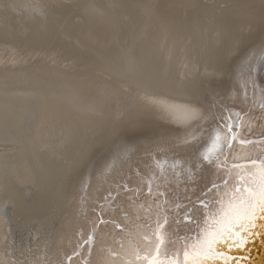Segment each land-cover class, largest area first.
Masks as SVG:
<instances>
[{"label":"bare ground","instance_id":"bare-ground-1","mask_svg":"<svg viewBox=\"0 0 264 264\" xmlns=\"http://www.w3.org/2000/svg\"><path fill=\"white\" fill-rule=\"evenodd\" d=\"M261 103L264 0H0V264H264V145L192 167L225 108L264 136Z\"/></svg>","mask_w":264,"mask_h":264},{"label":"snow or ice","instance_id":"snow-or-ice-1","mask_svg":"<svg viewBox=\"0 0 264 264\" xmlns=\"http://www.w3.org/2000/svg\"><path fill=\"white\" fill-rule=\"evenodd\" d=\"M243 99L246 102L248 99V93L245 91L243 95ZM259 108L262 112H264V103H261L259 105ZM243 115H247V113H243ZM242 118V109H236L234 107L231 108H225L223 115L219 118L218 124H217V129L219 131V134L217 135L216 139L213 141L212 146L207 149L206 153L200 154L195 162L193 163L192 167L195 169H202L205 166L211 167L215 161L212 159V154L215 153L216 149L220 147V141L222 139L224 146L228 147L229 149L231 148L233 143H237L239 145H264V136H261L259 139H256L254 137L252 138H245L241 134V121ZM262 120H264V116L261 117ZM248 132L251 133L252 129H248ZM155 165L157 168L161 169V175L157 176L155 173L152 174V176L149 178V181L146 186V191L143 193V195H149L153 192V187H152V182L155 180H161L163 181L165 179L163 175V164L160 161H154ZM179 161H176V163L172 164L171 167L173 170L177 168L179 165ZM250 163L256 164L257 162L255 160L251 161ZM216 167L219 168L220 165L216 164ZM260 167L264 168V164H261ZM139 174V173H138ZM188 174L191 176V168L188 169ZM227 178H224L220 183L217 181L213 180L210 182L209 185H207L203 191L201 192V197L198 199L196 203L198 204H204L205 203V198L208 196L212 195L217 188L220 187V184L223 183ZM156 193L158 196H165L167 195V189L166 188H156L155 189ZM128 192H133L136 195H141V193L133 188H130L128 183L125 181L123 183H119L116 186L115 191H108L106 195L104 196L105 201L109 202H114L116 201L119 196L122 193H128ZM258 203L255 205H252L250 207L245 208V212L250 214L248 219H249V227L252 226L251 221L256 215V210H259V214L264 218V190H261V192L258 195ZM196 203H193L191 206H185V212H184V219L188 221H192V215L191 213L196 207ZM101 209H103V204H101ZM98 215L101 216V219L99 220V223H104L102 219V213H98ZM119 227V225H117ZM244 230L243 234L246 235L248 229L245 228L244 223H239L238 230L235 233H231V236H237L240 237L241 231ZM95 231V229L93 230ZM254 235L256 233H253ZM93 236L90 234L89 238L87 240H84L79 246L78 249L73 255H79V250L82 249L85 245L89 246V249H91V244H92ZM214 240H210L209 244H214ZM243 243H245L244 240L242 239H236L234 240V244L237 246H243ZM185 260L188 261L190 259L189 254L187 252L184 253ZM71 259V257L69 258ZM201 260L203 259H214V257H200ZM152 264H155V260H153ZM223 264H230L229 260L225 259L223 261ZM231 264H235V261H232Z\"/></svg>","mask_w":264,"mask_h":264}]
</instances>
